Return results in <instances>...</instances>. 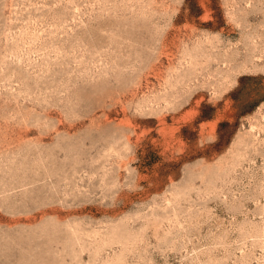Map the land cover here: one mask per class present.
Segmentation results:
<instances>
[{"label": "rangeland", "instance_id": "rangeland-1", "mask_svg": "<svg viewBox=\"0 0 264 264\" xmlns=\"http://www.w3.org/2000/svg\"><path fill=\"white\" fill-rule=\"evenodd\" d=\"M0 264H264V0H0Z\"/></svg>", "mask_w": 264, "mask_h": 264}]
</instances>
